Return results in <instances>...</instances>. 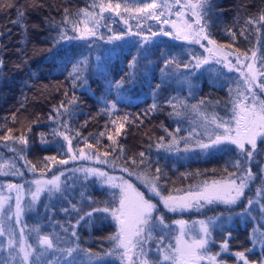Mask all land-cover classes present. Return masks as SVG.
<instances>
[{
  "label": "trees",
  "instance_id": "16d2710c",
  "mask_svg": "<svg viewBox=\"0 0 264 264\" xmlns=\"http://www.w3.org/2000/svg\"><path fill=\"white\" fill-rule=\"evenodd\" d=\"M102 2L113 6L119 3V14L117 11L101 14L99 5ZM151 2L0 0V136L14 138L0 140V164L6 170L0 174L1 181L21 178L6 173L9 159L21 168L23 175L27 174L23 178L32 176V171L47 175L56 173L61 158H68L69 154L68 142L58 133L71 139L73 152L92 150L98 155L96 164L103 171L119 173L136 187L159 176L155 183L161 195L241 175L244 167L236 166L238 153L226 154L225 149L205 152L198 147V143H206L216 132L213 118L219 123L230 114L232 93L226 84L227 71L224 70L225 75L220 79L222 69L213 64L193 67L194 59L202 55V48L177 40L173 35L153 36L152 33H160L161 28L171 31V26L135 11ZM177 11L173 9L166 15L165 9L158 7L152 12L156 15L162 12L161 20H171ZM199 11L206 34L216 43L240 56L257 51L259 60L264 55V28L257 32L255 29L259 25L246 23L249 18L258 19L264 13V0H205ZM93 26L95 36L83 40L60 39L61 33L78 35L74 27ZM116 36L122 38L109 40ZM16 55L24 61L16 62ZM74 64L78 70L74 71ZM76 75L79 79H75ZM193 105L197 108L193 109ZM18 123H23L24 128L16 126ZM8 129L12 131L9 133ZM36 133L41 141L32 138ZM21 135L28 139L27 146L16 142L15 138ZM86 142L92 147H87ZM21 148L23 152L19 151ZM261 155L262 151L257 157ZM50 156H55L56 161L46 160ZM157 167L161 173H156ZM230 173L236 175L230 176ZM70 185L72 190L65 194L73 198L70 195L51 201L48 195L40 196L34 216L27 218L32 227L26 225L24 217V235L29 243H35L37 234L33 229L39 228L40 234L54 238L58 249L76 247L73 244L76 243L84 250L77 259L87 257L89 252L96 254L92 257L104 258V254L114 248L109 239L115 232L111 220L96 212L86 226L87 217H84L75 227L77 235L72 241L74 236L65 231L62 218L75 224L73 216L79 218L94 208H101L103 201H109L108 195L113 196L116 189L98 185L92 178L82 175L75 177ZM254 185L256 182L249 188ZM257 203L264 209V198L263 201L259 198ZM156 205L157 216L162 215L169 226L165 230L154 227L150 237L146 228L147 255L150 261L160 264L158 249L175 234L171 223L180 215L164 209L161 204ZM258 207L243 215L230 214L226 218L230 219L229 223L213 236V245L208 247L211 254L216 253L220 241L225 239L229 247L224 262L240 264L233 258L236 252H244L250 264H264V237L260 241L257 239L264 233ZM47 217L56 220L48 221ZM184 218L189 222L193 217L185 214ZM35 221H38L36 226L33 225ZM15 233L18 239L19 232ZM1 238L0 244L6 243V237ZM150 249L155 250L154 255L149 253ZM54 253L56 256L49 255L53 264L57 261L66 264L61 251ZM3 257L8 258L6 251H0V260ZM101 264L113 262L108 260Z\"/></svg>",
  "mask_w": 264,
  "mask_h": 264
},
{
  "label": "snow or ice",
  "instance_id": "6c2138e0",
  "mask_svg": "<svg viewBox=\"0 0 264 264\" xmlns=\"http://www.w3.org/2000/svg\"><path fill=\"white\" fill-rule=\"evenodd\" d=\"M179 0H177V3ZM205 0H197L196 3H192L189 0V3L185 5L189 7L193 11V15L196 17L195 24L198 25V30L194 32L185 33L183 36L180 33L183 31L182 29L177 27L175 21H170L168 19L161 20L163 13L161 12L159 15L154 14L151 10L157 9L158 7H166L167 4L158 5L156 0H152L151 3H145L142 7L135 9V11L140 13L147 14L148 18L156 19L161 21L162 24L168 25L171 24V27L176 30L177 35L174 37L175 39H184L189 42H195L197 44L201 43V39L207 40L209 45H213V47L206 48L212 56L224 55L225 59L227 54L222 53L221 48L216 46V41L211 39L205 33V25H201V12L199 9L203 8V3ZM10 6V5H7ZM101 14L105 11H117L121 8L119 3L114 6L111 3L104 4L103 2L99 5ZM125 11H129V9L125 8ZM117 14L119 12L117 11ZM22 17L23 13H19ZM88 16H92L91 13H87ZM178 16L182 15V13H177ZM102 18V17H101ZM127 23V21H124ZM246 23L251 26L259 25L256 27V31L260 32L261 28H264V13L260 14L258 19L249 18ZM185 28L191 30L192 24L185 21ZM74 32H77L78 35L67 36L64 33H61V40H75V39H86L90 36L96 35L95 26L92 28L85 27L84 29H79L78 27H74ZM158 34H162L165 36H172L173 33L171 31H165L163 28L160 29V33H152L153 36ZM243 31L241 35H243ZM235 36V33H233ZM194 37V41L190 38ZM122 37H109V40L112 39H121ZM201 47H204L201 44ZM245 59L250 61L246 64L247 72L242 73L244 76V85L246 86V92L251 94V103L249 104V96L244 93H239L242 96V99H238L233 101V112L234 119L236 122V132L235 135H232V129L229 127L227 123L217 124L218 128H224V132L222 134L215 135L214 138H210V143H198V147L201 149H209L216 148L222 144L228 143L232 144L239 150L245 161H252L257 155L260 154L264 149H258V140L264 142V100L258 101L256 89H259L261 93H264V80L259 79V77H264V71H261L257 68V51H252L251 56L249 57L247 53L244 54ZM211 57L206 58H197L196 64L194 67L200 68L202 65L209 63V59ZM220 61H217L219 63ZM259 62L262 68H264V55L259 58ZM241 61L239 57H237V64H240ZM2 64V62H0ZM231 71L235 66L228 62L226 65ZM179 67V65H177ZM185 68L188 67L187 64L184 65ZM74 71L78 70V66L76 64L73 65ZM163 71V70H162ZM70 75H72L70 73ZM75 79H79V75L75 76ZM157 88L159 85L156 86ZM203 103V101H201ZM115 107V104L112 105ZM175 107V105H173ZM193 109L197 108V105L192 106ZM155 108V105H153ZM179 115V113H177ZM115 123V121H113ZM212 123H215V118H213ZM123 127V124L120 125V128ZM120 128H117L116 131L119 132ZM241 129H243L241 131ZM12 130L8 129L10 133ZM58 135L63 136L64 140L68 142L69 153L73 152L72 141L71 139L65 135L64 133H58ZM103 135V133H101ZM110 140L113 139L112 136L108 137ZM14 138L11 135L0 136V140L9 141ZM163 139V138H161ZM16 142L21 145L27 146L28 139L21 135L18 138H15ZM175 139L173 143H175ZM87 144V142H86ZM248 146V147H246ZM87 147L91 148V144H87ZM162 147V145H160ZM13 151H17L16 148L12 149ZM187 150V148L185 149ZM19 151L23 152L24 148L19 149ZM81 155L83 156V151L81 150ZM107 155V153H105ZM140 156L143 157L144 153L141 152ZM75 159L76 156L73 155L71 157ZM46 160L56 161L55 156L46 157ZM104 162V161H101ZM144 163V160L140 161ZM59 163L66 164L67 160H60ZM135 163V161H133ZM237 167H242L241 161H236ZM33 166V170H34ZM87 174L96 175L99 177H106V173L101 172L97 169H87L84 170ZM127 171V169H125ZM156 173H161V169L159 167L156 168ZM63 173H61L62 175ZM236 175L235 173H230V176ZM256 174L252 171L250 167L246 168L244 172L239 176V183H237L236 179H230L226 182H213L211 185L205 184L201 191L195 193H188L185 197H174L171 195L163 196L157 190V185L155 183L156 180L159 179V176L153 177L152 182H150V190L154 192L157 196H160L161 201L165 208L169 211L175 212L179 210L191 209L193 207L202 208L205 204H212L214 202H220L224 204H235L245 192V189L248 187L249 181L255 179ZM36 185L35 192L32 193V201L35 202L39 199L40 193L47 190L49 193H56L61 191L60 186V177L54 176L51 180L41 181L35 180ZM107 183H109L112 187L120 188V197L118 202V207H103V208H94L91 211L85 213L86 216L91 218L96 212L108 213L111 215L112 219L115 220L117 225V232L110 236L109 239L114 241V250L105 253L106 256L118 255L121 264L125 260L132 262V255L130 253L133 252L134 249L139 248V256L142 257L140 264H159V261H150L147 258V253L143 248V243L146 242L147 238L150 237L151 231L154 230L155 222H159V224H164V217L162 215L153 216V213L157 210V205L145 199L144 195L136 189L133 188L131 184L127 181H124L122 184L113 183L112 177H107ZM9 189L15 188L17 190V198L15 205V222L16 224L20 223V217L24 211V208L21 205L19 192L21 191L22 186L19 185H8ZM7 198H0V212H3L5 208ZM203 202V203H201ZM249 204L252 203L251 200L248 201ZM31 205H29V208ZM75 208V205L72 206ZM67 211V209H65ZM7 219L11 220L12 216H8ZM80 220L84 219V216L79 217ZM79 223V220L77 221ZM176 224L181 226L180 236L176 238V246L173 248L174 254H169L168 252L161 249L163 252V260L171 261L172 264H200V262L204 260H208L209 264H224L222 260L218 261L217 257L221 255V252L216 254H210L208 251V245L211 242L212 237V227L215 226L214 222L209 221L205 222L204 220L199 221V232L200 235L191 240V242L184 239V225L186 221L178 220L175 221ZM149 233V237H145L143 234L145 230ZM33 231L36 232L35 243H29L28 238L24 235L23 227L19 230V238L17 239L16 233L14 229H7L0 223V237H6V243L0 244V251H6L8 254V258L4 259L0 264H53V259L49 258V253L55 252L57 250L61 251L63 254V259L66 264H77V256L80 252H83V249H79V246L76 247H68L65 249H58L54 238L50 235L40 234V229L35 228ZM67 231V229H65ZM76 232H72V236H76ZM230 236L231 233H228ZM264 237V233L261 234ZM228 241L224 240L221 244V251H228ZM122 250V251H115ZM91 258L93 254L91 252L88 253ZM235 257L238 260L243 261V264H250V261L246 257L244 252H236ZM57 264H60L57 261Z\"/></svg>",
  "mask_w": 264,
  "mask_h": 264
},
{
  "label": "rangeland",
  "instance_id": "374dc122",
  "mask_svg": "<svg viewBox=\"0 0 264 264\" xmlns=\"http://www.w3.org/2000/svg\"><path fill=\"white\" fill-rule=\"evenodd\" d=\"M192 3H196L197 0H191ZM156 3L158 5H164L165 3L167 4L166 7H160L161 10L165 9V13L166 15L169 14V11L173 10V9H178L177 13H182V15L178 16L176 14V16L174 17V19L172 18L170 21H175L177 24V27L182 29L183 31L180 33L181 36H183L185 33L188 32H194L198 30V25H196L194 22L196 20V17L193 15V11L189 8L186 7L185 5H187L189 3V0H179V2L177 3V0H156ZM200 10V9H199ZM153 11V10H152ZM185 21H187L188 23L192 24V29H186L185 28ZM200 24L202 25L201 21ZM171 26V24H169ZM171 31L173 33L172 37H175L177 35V32L175 29H173L171 27ZM206 33V32H205ZM193 41H194V37H190ZM177 40H181L187 43H192L197 45L198 47L203 49L202 55H200L199 57H196L194 60V65L196 64V59L197 58H206V57H211L209 59V63L207 64H213L219 68L222 69V72L220 74V76L218 78H223L225 75L224 70L227 71V80H226V84L230 86L231 89V93H232V99H231V103H230V114L222 121L219 123H214L213 127L216 129V132L214 134H212L210 136V138H214L215 135L217 134H222L224 132V128H218L217 124L220 123H227L229 125V127L232 129V135H235L236 132V122L234 119V112H233V101L238 100V99H242L243 97L239 95V93H244L245 95L249 96V101L248 103H251V94L246 92V86L244 85V76L242 75V73H246L247 72V68H246V64L249 63L250 61L245 59L244 55H241L237 52L234 51H230L227 47H223L221 44L216 43L217 47L221 48L222 53L227 54L226 59L224 55H219V56H212V54H210L208 51H206V48H210L213 47V45H209L207 40H203L201 39V43L197 44L195 42H189L188 40H184V39H177ZM31 45H35L34 42H31ZM201 44L204 45V47H201ZM248 56L250 57L251 54H248ZM16 58V62H20V61H24L22 58H20L19 55L14 56ZM237 57H239L241 63L237 64ZM217 61H220L219 63H217ZM228 62H231L232 65H234L235 67L230 71L229 68L226 66L228 64ZM193 65V67H194ZM206 65V64H204ZM256 66L258 69H260L261 71H264V69L261 67L259 60L257 59V63ZM210 78H213L212 76L207 75ZM184 79V77H183ZM259 79L264 80V77H259ZM182 81V80H181ZM257 92V97H258V101L260 100H264V93H261L259 91V89H256ZM16 126H19L20 128L23 127L24 128V124L23 123H18ZM243 129H241L242 131ZM34 134L32 136L33 139H36L37 141H41V137L39 135ZM205 138V136L203 135V139ZM210 138L208 140H206V143H210ZM261 143L260 140H258V145ZM261 144H263L261 146V149L264 148V142H262ZM248 147V146H246ZM221 149H225V153L229 154L231 152H236L238 153V159L241 161V165L242 167H244V170L248 167H250L252 169V171L256 174L255 179L249 181L248 183V187L245 189L244 195L235 203V204H224V203H220V202H214L212 204H205L202 208H197V207H193L191 209H186V210H177L175 211V213H177L178 215H180L177 219H175L174 221H172L171 226H173V229L175 230V234L167 240L166 244L162 247H160L158 249V253H159V259L161 260L160 264H172L171 261H164L163 260V252L161 251V249H163L164 251L168 252L169 254H174L173 253V248L176 246V238L178 236H180L181 233V226L179 224H176L175 221L178 220H183L186 221L184 218V215H192V219L187 222L184 225V239L191 242V240L195 237H198L200 235L199 232V221L204 220L205 222H209L212 221L214 222V225L212 227V237H211V242L209 243L208 247L213 245V236L219 232L220 228L223 225H226L229 223L230 219L227 221L226 218H228L230 216V214H238V215H243L245 212L247 211H252L253 209H257L258 207V203L256 205V202L259 200L263 201L264 198V151H262V155L261 157H255L252 161L248 162L245 161L243 154H241L239 152L238 149H236V147L232 144H222L216 148H209V149H203L205 150V152H209V151H218L220 152ZM89 152H85L83 151V156L81 155V151L79 153L76 154V152H72L68 154V158H61V160H67L66 164H59L57 165V169H59L56 173H52L50 175L44 174V173H40V172H31L30 177L28 178H23V177H27V174L23 175V171L21 170V168L15 163L13 162V159H9L7 160V167L9 168V170L6 172L8 174H10L9 176H15L20 177L18 181H13V180H0V198H7L6 204H5V208L3 210V212H0V223L3 224V226L7 229H14L15 232H19L20 228L23 227V229L25 228L24 226V217L26 218L25 222L26 225L28 227H32V223L28 221V217L34 216V213L36 212V207L37 204L39 202V199L35 202L32 201V193L35 192L36 189V185L34 183L35 180H41V181H47V180H51L54 176H59L60 177V186H61V191L60 192H56V193H49L47 190L43 191L40 193V196L43 195H48L49 197H51V201L52 200H56V199H60V198H65V196H70L71 194H68L65 192L71 191L72 187L70 185V183H73L75 181V177H80L82 175V177L84 178H92L94 181H96L101 185H106L108 187L114 188L112 187L109 183H107V177H112L113 178V183L115 184H122L124 181H127L129 184H131L133 186L134 189H136V191L142 193L145 197V199L149 200L150 202L154 203V204H161L162 207L166 210H168L167 208L164 207L163 202L161 201L160 196H157L154 192H152L150 190V182L146 183L143 186H135L128 178H126L125 176L119 174V173H115V172H107V171H103L102 167L98 164H96V160L98 159V155H94L92 153V150L87 149ZM75 155L76 158L72 159L71 157ZM4 162V161H3ZM80 163L81 165H76ZM2 164H0V174H2L3 172H5L6 170L4 168H2L1 166ZM87 169H97L101 172L106 173V177H99L96 175H92V174H87L88 177L86 176V172L84 170ZM29 170L31 171V168L29 167ZM244 172V171H243ZM61 173H63L61 175ZM78 173H82L81 175H78ZM232 179H236L237 183H239V176L236 178H232ZM230 179H216V180H212L209 181L207 183H204L198 187H196L195 189H191L188 191H184V192H180V193H176V194H172L171 196L174 197H185L187 196L188 193H195L198 191H201L203 189V187L205 186V184L211 185L213 182H226ZM90 181V179H89ZM256 185H254V188H249V185L251 183H255ZM19 185L22 186L21 191L19 192L20 195V200H21V205L24 208V211L20 217V223L16 224L15 222V216H14V212H15V205H16V198H17V190L15 188L9 189L8 185ZM115 191H113V196L108 195V200L103 201L104 203L102 204L101 208L103 207H118V202H119V197H120V188L115 187ZM39 196V198H40ZM163 196H168V195H163ZM71 198H73V195H71ZM251 200L252 203L249 204L248 201ZM203 203V202H201ZM29 205H31V207L29 208ZM256 205V206H255ZM255 206V207H253ZM253 207V208H252ZM169 211V210H168ZM258 211L259 215H260V222L264 223V209L262 207H258ZM78 212V210L76 211V213ZM172 212V211H170ZM104 216H106L109 220H111L114 224H115V232L114 234L117 232V225L115 220L112 219L111 215L108 213H103ZM159 214V211L156 210V212L153 213L154 216H157ZM8 216H12V219L9 220L7 219ZM84 217H87V222L85 223L86 226L89 225L91 218H89L88 216L81 215ZM48 221H55L56 219H51L47 217ZM65 219L62 218V221L64 223V227L67 229V232H73L75 230V227L77 226V221L80 219L76 218V215L73 216V220H76L75 224H73V221H64ZM38 221L33 222V225H37ZM165 225H167V227L169 226V222L164 223ZM154 227H157L159 229H166L167 227H165L164 225L158 224L155 225ZM254 234V233H253ZM262 233L259 234V237L257 238L258 241L262 240ZM146 237V230L145 233L143 234ZM0 240H2V238L0 237ZM225 239L220 241L219 247L216 251V253L221 252V255L218 256L220 258V260H222L224 262L225 260V256H226V252H222L221 251V244ZM72 241H75V236L72 238ZM1 242V241H0ZM73 243V242H72ZM172 243V245H170ZM75 246L76 243H73ZM112 247H114V241H112ZM143 248L145 250V252L147 253L148 249H147V240L146 242L143 243ZM114 250V248H113ZM117 252L122 251V250H115ZM209 253L211 254V251L208 248ZM84 252V251H83ZM149 253H151L152 255L155 254V250L150 249ZM215 253V254H216ZM57 253H52L50 251L49 255H53L56 256ZM130 255H132V262H129L128 260H125L123 262V264H140L142 257L139 256V248L134 249L132 253H130ZM217 257V260H218ZM147 258L150 260L149 256L147 255ZM4 259H7L6 257H3L0 262H2ZM110 260V263L113 262V264L116 262L117 264H121V260L119 258L118 255H113V256H105L104 258H96V257H89V255L87 254V257L81 258V259H77V263L80 264H101L105 261ZM218 260V261H220ZM235 263H239L243 264V261L238 260L235 256L233 258ZM200 264H209L208 260H204L202 262H200ZM224 264H228L227 262H224Z\"/></svg>",
  "mask_w": 264,
  "mask_h": 264
}]
</instances>
